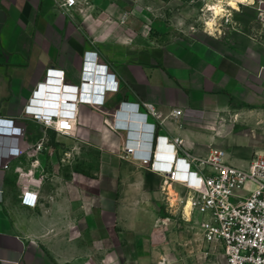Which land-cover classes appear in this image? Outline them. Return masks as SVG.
<instances>
[{"label": "crops", "instance_id": "1", "mask_svg": "<svg viewBox=\"0 0 264 264\" xmlns=\"http://www.w3.org/2000/svg\"><path fill=\"white\" fill-rule=\"evenodd\" d=\"M64 1L0 0V144L9 137L20 148L43 143L55 153L56 135L80 154L78 168L69 163L66 175L40 191L36 209L13 203V160L0 168V264L171 263L163 250L175 247L158 242L159 234L199 223L183 216L184 181L165 183L163 173L139 159L121 158L124 142L149 151L151 137L142 138L147 131L139 128L146 123L167 139L155 147L158 164L168 165L167 143L175 139L195 156L221 150L244 169L255 154L264 155V0H245L235 15L229 12L230 23L175 45L157 41L135 16L111 11L110 2L77 0L67 11ZM87 61L92 81L78 95H101L105 103L78 104L70 136L26 112L32 98L33 107L45 108L39 100L47 90L39 86L48 70L64 72V83L78 87ZM97 67L116 76L118 91H95L106 74ZM144 104L155 109L148 121Z\"/></svg>", "mask_w": 264, "mask_h": 264}, {"label": "built area", "instance_id": "2", "mask_svg": "<svg viewBox=\"0 0 264 264\" xmlns=\"http://www.w3.org/2000/svg\"><path fill=\"white\" fill-rule=\"evenodd\" d=\"M77 4V0H65L61 7L68 11ZM230 16L231 13H228L224 18L225 23H230ZM85 58L98 61V55L95 53H87ZM91 68L87 61L84 81L78 87L64 83L66 79L64 72L48 70L44 83L39 86L40 90H47L43 95L45 101L39 100L45 108L33 107V103L37 101L32 98L26 112L35 121L54 130L58 135L70 136L77 124L74 114L76 111L73 110H76L78 104L103 106L105 103L101 95L91 96L84 92L78 95L80 88L84 91L90 85L85 81H92L87 71ZM101 68L97 67L96 71L106 73L105 68ZM103 82L105 84L97 87L95 91L101 93L104 90L118 91L119 82L115 75L106 73ZM54 84L60 85L55 87ZM35 95H38L37 92ZM143 107L146 110L143 119L148 121L150 116L154 115L155 109L149 104H144ZM175 114L180 116L183 113L177 111ZM114 127L119 129L123 126L116 120ZM153 127L157 129L156 125L146 123L140 126L141 131H147L141 132V137L145 135L144 138H150ZM158 140L161 143L167 141L161 137ZM167 144L171 153L168 165L156 163L161 156L159 152L156 155L151 154L152 147L156 145L155 141L150 145L147 144L149 151L140 153L136 151L134 144L126 140L121 158L127 159L131 155L139 159L143 166L163 173L165 183L184 181L186 190L182 198L183 216L190 222L195 215L202 216V220L197 224L202 231L204 241L213 250L219 247L225 264H264V155L255 154L248 168L244 169L228 163L225 159L226 153L221 150H213L208 156L200 157L183 150V141L180 139ZM42 146L43 143L39 144L36 151H41ZM14 148L12 138L4 137L0 144V168H8V161ZM155 157L156 161H154ZM188 205H190L189 217L185 214Z\"/></svg>", "mask_w": 264, "mask_h": 264}, {"label": "rangeland", "instance_id": "3", "mask_svg": "<svg viewBox=\"0 0 264 264\" xmlns=\"http://www.w3.org/2000/svg\"><path fill=\"white\" fill-rule=\"evenodd\" d=\"M102 1L110 2L111 11H123L125 14L135 16L141 23H145L151 28L152 35L157 41L175 45L199 37L201 33L209 31L206 24L213 17L212 12L209 11L210 5L219 0ZM225 3L226 17L229 12L233 13L234 9L227 7ZM224 18L218 19L217 27L224 21ZM52 141L56 143L55 153H49L43 144L44 157L41 158L40 165H35L36 167H33L32 159H36V154L40 152L36 151L39 144L26 148H20L19 144L17 146L15 144L10 159V162L13 160V173L9 179V185L13 192L11 195L13 203L32 209L38 208L40 191L46 190L47 183L51 182V178L68 173L71 165L79 167V163H77L79 151L74 150L73 146L65 143L56 135ZM86 156L88 161L95 157L91 152H88ZM195 216L199 222L202 220V216ZM183 222L185 221L183 220ZM194 224L195 227L191 223H186L182 228L172 225L167 233L159 234L157 237L158 242H166L175 247L170 251L163 250V255H167L168 252V256L174 257L173 261L168 264H225L219 247L214 250L206 248L198 224L196 222ZM210 252L212 253L207 254Z\"/></svg>", "mask_w": 264, "mask_h": 264}, {"label": "bare ground", "instance_id": "4", "mask_svg": "<svg viewBox=\"0 0 264 264\" xmlns=\"http://www.w3.org/2000/svg\"><path fill=\"white\" fill-rule=\"evenodd\" d=\"M224 2H226V6L230 7L234 10L239 9V5L246 3L245 0H219L213 4L210 5L209 11L212 12L213 17L210 21L207 22L206 26L209 31H215L217 26H218V19L219 18H224L225 14L227 12ZM207 21V20H206ZM190 205L187 206L186 208V216H190L189 212Z\"/></svg>", "mask_w": 264, "mask_h": 264}, {"label": "clouds", "instance_id": "5", "mask_svg": "<svg viewBox=\"0 0 264 264\" xmlns=\"http://www.w3.org/2000/svg\"><path fill=\"white\" fill-rule=\"evenodd\" d=\"M106 91L107 90H104V94L106 93ZM158 135H157V130H156V128L155 127H153L152 128V134H151V138H150V140H151V143H154V141L156 142V145L158 146L159 145V140H158ZM156 145H155V147H156ZM155 147L153 146L152 147V152H151V154H153L154 153V150H155ZM157 152H158V149L156 150ZM158 154V153H157Z\"/></svg>", "mask_w": 264, "mask_h": 264}]
</instances>
